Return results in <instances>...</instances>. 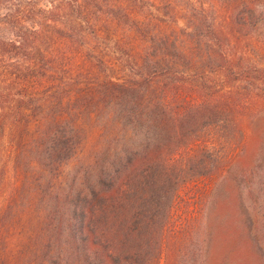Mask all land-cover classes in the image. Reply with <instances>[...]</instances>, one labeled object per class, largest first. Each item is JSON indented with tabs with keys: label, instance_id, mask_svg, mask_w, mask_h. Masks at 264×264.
<instances>
[{
	"label": "trees",
	"instance_id": "1",
	"mask_svg": "<svg viewBox=\"0 0 264 264\" xmlns=\"http://www.w3.org/2000/svg\"><path fill=\"white\" fill-rule=\"evenodd\" d=\"M46 1L0 0V264H182L147 193L205 127L240 136L228 164L261 157L264 0ZM235 215L215 207L200 264H261Z\"/></svg>",
	"mask_w": 264,
	"mask_h": 264
},
{
	"label": "rangeland",
	"instance_id": "2",
	"mask_svg": "<svg viewBox=\"0 0 264 264\" xmlns=\"http://www.w3.org/2000/svg\"><path fill=\"white\" fill-rule=\"evenodd\" d=\"M38 4L46 6L47 1L39 0ZM3 14L4 11L0 10V18ZM0 38L10 39V33L2 25ZM260 43L261 51L257 54H264V36ZM141 138H136L135 143H139ZM239 139V135L230 136V131L223 124L205 127L192 138L197 141L195 145L198 146L195 154L194 148L189 152L182 150L176 162V170L179 171L177 176L180 175L179 179L177 177V184L161 186L159 180H156L155 187L147 193L149 195L146 206L151 210L166 212L169 209L172 219L168 229L176 232L178 261L182 264H200L206 242L204 226L215 207L225 198H228L232 205L235 216L241 219L239 232L249 231L256 251L261 256V264H264V147L260 151L261 157L259 155L249 167L243 168L236 162L228 164L230 156L232 158L236 151ZM10 171L8 179L12 178L11 167ZM76 172H82L79 162H74L65 169L66 180L70 181ZM165 188L168 191L167 196L164 194ZM3 194L2 197L0 195V212L4 208L7 191H3ZM212 220L217 223V218ZM26 236L16 233L8 239L10 248L13 249L12 255L24 246ZM152 257L153 255L149 254L147 259ZM29 263L34 264L30 255L22 257L18 262Z\"/></svg>",
	"mask_w": 264,
	"mask_h": 264
}]
</instances>
